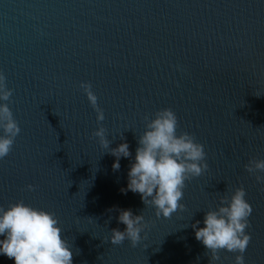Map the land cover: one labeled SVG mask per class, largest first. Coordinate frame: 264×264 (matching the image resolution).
Here are the masks:
<instances>
[{
    "label": "water",
    "instance_id": "1",
    "mask_svg": "<svg viewBox=\"0 0 264 264\" xmlns=\"http://www.w3.org/2000/svg\"><path fill=\"white\" fill-rule=\"evenodd\" d=\"M0 72L20 128L0 159V206L52 212L73 264H208L191 225L241 186L252 207L245 264H264V191L244 168L264 159V0H0ZM163 108L204 146L208 169L185 182V209L158 219L120 189L145 116ZM98 126L110 148L129 145L119 170L92 136ZM117 209L148 221L135 248L107 240L125 227Z\"/></svg>",
    "mask_w": 264,
    "mask_h": 264
},
{
    "label": "clouds",
    "instance_id": "2",
    "mask_svg": "<svg viewBox=\"0 0 264 264\" xmlns=\"http://www.w3.org/2000/svg\"><path fill=\"white\" fill-rule=\"evenodd\" d=\"M91 107L96 112L99 124L104 120L102 109L97 106V97L88 82H81ZM12 90L5 86V76L0 72V159L10 152L20 128L12 112L5 103ZM145 130L138 136L137 147L127 172L126 186L122 193L131 191L139 194L142 203L153 209L156 218H169L185 205L183 198L185 182L199 177L208 169L204 146L195 141L188 132H177L178 121L169 108L156 111L151 119L145 116ZM92 136L98 139L101 148L115 159L113 170H119L120 159L132 155L127 142L110 148L105 136V128L98 126ZM121 135V140H123ZM245 170L254 175L264 191V159H250ZM33 191L34 185H26ZM244 188L236 187L230 195L219 197L215 210L205 212L202 221H195L191 227L194 238L207 250L208 264L221 261V250L233 253L234 264H245L244 253L251 236L245 230L250 228L249 217L252 207L245 199ZM111 211V209L109 210ZM118 223L125 227L121 231L113 228L107 240L111 245H120L125 240L135 248L143 239L141 233L148 227V221L131 209H117ZM203 225L200 227L199 225ZM0 255L13 260V264H73V252L57 217L49 211L35 208L23 201L0 206Z\"/></svg>",
    "mask_w": 264,
    "mask_h": 264
}]
</instances>
